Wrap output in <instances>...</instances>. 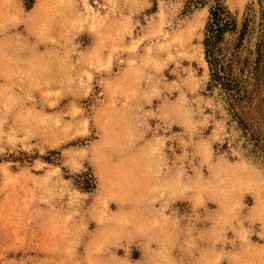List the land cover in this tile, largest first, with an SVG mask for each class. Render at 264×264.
<instances>
[{"label":"rangeland","instance_id":"rangeland-1","mask_svg":"<svg viewBox=\"0 0 264 264\" xmlns=\"http://www.w3.org/2000/svg\"><path fill=\"white\" fill-rule=\"evenodd\" d=\"M218 1L236 115L209 87ZM241 121L264 142V0H0V264H264Z\"/></svg>","mask_w":264,"mask_h":264},{"label":"trees","instance_id":"trees-1","mask_svg":"<svg viewBox=\"0 0 264 264\" xmlns=\"http://www.w3.org/2000/svg\"><path fill=\"white\" fill-rule=\"evenodd\" d=\"M203 3L204 0H188V4L190 5ZM237 24L236 17L222 2L218 1L211 8L204 38L205 56L210 69L209 87L220 86L222 88L226 93L230 109L235 115L237 114V108L235 102H233V98L236 97L238 100H241L249 96V90L246 85L249 78L245 77V66L248 61L247 59L245 61L242 60L238 52L230 55L223 53L220 42L227 32L237 30ZM247 25V20H245L239 34V43H242L247 31ZM241 123L244 125L245 132L249 134L254 147L260 150L264 156V142L252 130L251 124H245L243 121Z\"/></svg>","mask_w":264,"mask_h":264},{"label":"bare ground","instance_id":"bare-ground-1","mask_svg":"<svg viewBox=\"0 0 264 264\" xmlns=\"http://www.w3.org/2000/svg\"><path fill=\"white\" fill-rule=\"evenodd\" d=\"M207 63V62H206Z\"/></svg>","mask_w":264,"mask_h":264}]
</instances>
